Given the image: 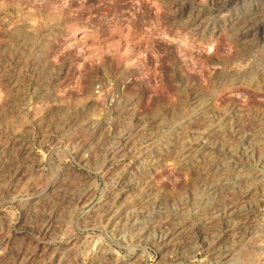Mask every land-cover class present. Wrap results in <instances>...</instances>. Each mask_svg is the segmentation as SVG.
Here are the masks:
<instances>
[{"label":"rangeland","instance_id":"obj_1","mask_svg":"<svg viewBox=\"0 0 264 264\" xmlns=\"http://www.w3.org/2000/svg\"><path fill=\"white\" fill-rule=\"evenodd\" d=\"M257 227L264 0H0V264H260Z\"/></svg>","mask_w":264,"mask_h":264},{"label":"bare ground","instance_id":"obj_2","mask_svg":"<svg viewBox=\"0 0 264 264\" xmlns=\"http://www.w3.org/2000/svg\"><path fill=\"white\" fill-rule=\"evenodd\" d=\"M171 1V0H170ZM167 2V1H166ZM170 5V4H169ZM168 8H170L169 6H168ZM202 21V20H201ZM235 36V35H234ZM43 88V87H42ZM9 103V102H8ZM13 104V103H12ZM15 104V103H14ZM7 108V107H6ZM232 175V174H231ZM229 181V180H228ZM143 224V223H142ZM144 227V226H143ZM240 229H244V227H243V225H241L240 227H239ZM253 234V235H252ZM252 236H253V238L255 239V240H257V241H262V242H264V229H262V228H259V227H257L256 228V230L254 231V232H252ZM253 238L251 239L250 238V240H253ZM254 241V240H253ZM244 246V245H243ZM244 249V248H243ZM244 251V250H243ZM246 252V253H245ZM245 252H244V255H241V256H243V257H241V258H239V260H238V258L236 257V261H235V259H233L235 262H238V264L241 262V264H248L250 261V254H252V250H245ZM233 257V256H232ZM234 261H232L230 264H233V262ZM230 262V261H229ZM237 264V263H236Z\"/></svg>","mask_w":264,"mask_h":264},{"label":"built area","instance_id":"obj_3","mask_svg":"<svg viewBox=\"0 0 264 264\" xmlns=\"http://www.w3.org/2000/svg\"><path fill=\"white\" fill-rule=\"evenodd\" d=\"M260 264H264V251L262 252V255L260 258Z\"/></svg>","mask_w":264,"mask_h":264}]
</instances>
